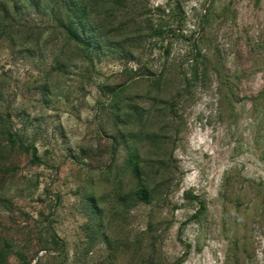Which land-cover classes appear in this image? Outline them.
I'll use <instances>...</instances> for the list:
<instances>
[{"label": "rangeland", "instance_id": "1", "mask_svg": "<svg viewBox=\"0 0 264 264\" xmlns=\"http://www.w3.org/2000/svg\"><path fill=\"white\" fill-rule=\"evenodd\" d=\"M68 1L0 0V264H264V0Z\"/></svg>", "mask_w": 264, "mask_h": 264}, {"label": "trees", "instance_id": "2", "mask_svg": "<svg viewBox=\"0 0 264 264\" xmlns=\"http://www.w3.org/2000/svg\"><path fill=\"white\" fill-rule=\"evenodd\" d=\"M70 1H68L67 8L68 19L66 22H61V27L65 29L71 40L82 44L87 49H90L95 36L91 26L85 21L88 7L85 4L82 5L81 0ZM10 143L19 144L21 148L30 151L34 155L35 161L40 162V159L37 156V149L33 146L26 145L17 135L10 134ZM142 192L145 193L146 196V192Z\"/></svg>", "mask_w": 264, "mask_h": 264}]
</instances>
